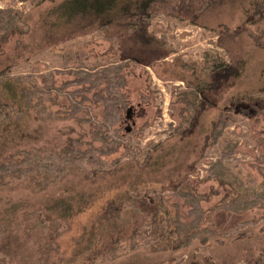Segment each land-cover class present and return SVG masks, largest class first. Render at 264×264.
I'll return each instance as SVG.
<instances>
[{
    "label": "rangeland",
    "instance_id": "1",
    "mask_svg": "<svg viewBox=\"0 0 264 264\" xmlns=\"http://www.w3.org/2000/svg\"><path fill=\"white\" fill-rule=\"evenodd\" d=\"M60 1L0 0V79L31 102L20 124L0 105V264H264V0H161L147 46L118 27L48 36ZM79 191L81 213L47 212Z\"/></svg>",
    "mask_w": 264,
    "mask_h": 264
},
{
    "label": "trees",
    "instance_id": "2",
    "mask_svg": "<svg viewBox=\"0 0 264 264\" xmlns=\"http://www.w3.org/2000/svg\"><path fill=\"white\" fill-rule=\"evenodd\" d=\"M160 1L61 0L41 16V22L46 28L45 33L50 36L53 32H58L60 41L69 40L78 34L88 33L96 29L106 30L108 27H118L129 34L130 39L128 40H140V43L142 42L144 46H147L156 42V39L149 35L148 26L154 6ZM240 72V64L237 63L221 64L214 69L209 78L208 87L202 89L200 103L189 126L183 131L182 138L196 133L204 112L214 106L210 94H218L219 90L227 86L235 77H238ZM28 90L29 88L20 78L4 77L0 79V96L5 98V100L0 99V105L13 109L14 117L19 118L18 120L12 118L11 121L14 123L20 124L31 108V102L27 99ZM2 121H5V118L0 119V122ZM100 173L97 172V174ZM6 184L4 182L0 184V187H5ZM89 197L90 195L87 196L80 191L52 197L47 200L46 210L48 213L57 211L60 215L58 219H70L83 211L81 202H86ZM21 207L20 203L11 206L6 205L2 212L10 215L16 213ZM161 207L155 212V216L163 212ZM37 212L40 213L37 221L41 222L43 213L40 210ZM41 226L44 230L48 227L45 223ZM44 230H40V233L43 234ZM156 245L161 249H170L176 246L174 239L171 238L162 239Z\"/></svg>",
    "mask_w": 264,
    "mask_h": 264
}]
</instances>
